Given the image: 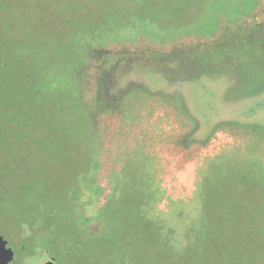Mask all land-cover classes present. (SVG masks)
I'll return each mask as SVG.
<instances>
[{"label": "rangeland", "instance_id": "obj_1", "mask_svg": "<svg viewBox=\"0 0 264 264\" xmlns=\"http://www.w3.org/2000/svg\"><path fill=\"white\" fill-rule=\"evenodd\" d=\"M174 5L157 23L143 9L126 27L79 32L68 51L51 41L46 20L0 18L2 62L18 56L30 70L32 51L22 44L33 29L54 56L47 87L58 90L38 99L45 109L31 114L36 129L9 125L11 107L0 103V130L13 145L0 150V235L15 251L10 264H264V0ZM19 131L28 137L15 142ZM32 137H44L45 151ZM45 177L51 195L65 188L60 232L80 226L94 240L81 256L68 255L63 236L58 246V225L45 219ZM217 178L222 205L208 211L218 217L226 202L233 211L211 224L218 230L207 243L205 195ZM9 195L21 208L11 215ZM63 198L74 210L62 208Z\"/></svg>", "mask_w": 264, "mask_h": 264}, {"label": "trees", "instance_id": "obj_2", "mask_svg": "<svg viewBox=\"0 0 264 264\" xmlns=\"http://www.w3.org/2000/svg\"><path fill=\"white\" fill-rule=\"evenodd\" d=\"M92 1L93 7L88 6L82 0H0V18L4 15L10 16L12 19L18 17L19 19H22L23 23V17L25 15L33 14V17L36 19L34 21L35 23L46 20L44 22H46L54 30H52V32L53 35L56 36L55 39H51V41L64 48V51H68L72 45V37L78 35L79 32L84 35H95L98 32H110V29L113 26L126 27L130 22L129 19L136 15L140 17L143 9H147V14L144 13L142 16L148 15L152 21L157 23L158 18H160L158 16H164L170 11L174 12L176 9H179L174 5L176 0H118L115 2H110L109 0ZM28 4H31L33 7L28 8ZM51 4L55 6L56 13L52 11ZM177 19L178 17H176V23L177 26H179L181 23ZM172 24L176 25L173 21H170V25ZM32 30L33 29L30 30L31 33L28 35V40L22 44V48H24L26 52H29V50L32 51V54L27 57L28 61L32 64L30 70H25L23 66L28 64V62L18 60V56L11 63L7 61L2 62V59H0V103L6 105L8 108L11 107L9 110V120L11 121L9 125H12V127L19 125L20 129L24 126L30 129L32 127L35 129L38 128V125H33L34 123L32 121L31 114L34 112H42L45 109L44 104L39 101L43 98V96L58 92L55 87H47L48 77L53 76L56 71V65L53 64L54 56H50L47 52L43 53L44 46L38 45L39 43H37V41H39V38H37V40L34 39L33 35H35V30H33L34 32ZM63 38L66 40L64 45L62 44ZM18 61H20V64ZM260 104L264 106V101ZM60 106H62V104ZM5 132L6 131L3 129L0 130V150L5 147L7 148L6 150L10 152V148H13V145L7 141L8 138L5 136ZM16 134H18V138L15 139V142H19L21 139L28 137L27 134H24L22 131H19ZM42 139H44V137L38 140L33 138L36 150L43 149L45 151V148L40 145L43 141ZM25 154L26 152H24L23 157H25ZM12 171L16 172L17 169L12 168ZM38 172L39 171L35 168V174H38ZM50 181L51 179L48 177L41 179L43 187L39 197L40 202L42 203H44V200L48 201L45 203H49L50 207L48 208L49 210L46 214L47 216L45 215V219L47 223H56V225H58V231V227L61 229L65 227L63 214L65 217V214L67 213L63 212L65 209L62 210L59 207L56 208V205H58L57 201L60 199L59 195L60 193L65 192V188L64 185H62V189H59L55 195H51ZM214 181H218V178ZM210 182L211 181L207 183L209 188H207L208 191L205 195L204 203V217H206L209 222L207 223V226H204L206 233L203 236L207 243H210V241L214 239V233L218 230V228L210 229L209 227L211 224L215 223L218 226V224L221 223L220 218L224 216L223 214L231 216L233 211L229 202H226L227 206L223 211L222 209H218V217H214L215 214L208 211V209L210 210L209 207L212 205H222L221 195L216 191L217 188H219V181L215 183L214 186L211 185ZM68 187L67 189L73 188L75 191L77 188L76 185H73L72 187L68 185ZM75 191H73V193H75ZM73 193L71 195L72 197L78 195ZM12 197V195H9V200H4V203H7L10 207V215L12 213H17L15 212L16 209H21L16 205L18 202H16L15 198ZM62 201L66 202L62 208L67 206L70 211L71 207L68 206L69 199L63 198ZM32 208L36 209L35 206ZM57 218L60 220V223ZM26 219L27 221H32V219L34 220L33 214L29 213ZM147 224L151 228V222L147 221ZM56 235L58 237V234ZM63 236L65 237V235ZM83 240V245H79L80 247L82 246L81 251L83 250V246L88 243L86 239L84 241ZM100 248L103 256L108 255L109 252L106 246ZM26 249L27 246L24 245L23 250L25 252ZM17 258H19V255Z\"/></svg>", "mask_w": 264, "mask_h": 264}, {"label": "flooded vegetation", "instance_id": "obj_3", "mask_svg": "<svg viewBox=\"0 0 264 264\" xmlns=\"http://www.w3.org/2000/svg\"><path fill=\"white\" fill-rule=\"evenodd\" d=\"M78 196V195H77ZM77 196H75V197H70V198H72V199H76L77 198ZM50 201V200H49ZM74 201V200H73ZM45 202H48L47 200H44V203ZM72 205H71V210H74V208L75 207H73V204L74 203H71ZM44 206L45 207H47V208H49L50 207V205H49V203H45L44 204ZM60 206V205H59ZM58 205H56V207H59ZM70 210V211H71ZM63 212H65V213H68L66 210L65 211H63ZM62 214V213H61ZM66 215V214H65ZM47 216V215H46ZM45 216V217H46ZM63 217H64V214H63ZM57 220H58V222L60 223V220L57 218ZM41 226L43 227V228H46V222H45V224H42L41 223ZM64 228L65 227H63L62 229L61 228H59V233H58V237L56 238V242L58 243V246L60 245H63V243L60 241V238H62V236H63V234L60 232V230H62V231H64ZM80 229V230H79ZM79 229H77L76 231H74V230H68V234H69V237H67V236H63L64 237V239H65V243H71V247H72V249H71V251H69L68 252V255H70L72 258H74V256H81L82 255V253H81V247L79 246L80 244L81 245H83L82 244V240L84 239H86L87 241H88V243L89 242H92L93 244H94V240L87 234V233H85L82 229H81V227L79 226ZM71 231V232H70ZM57 234V233H56ZM60 237V238H59ZM82 238V239H81ZM6 239V238H5ZM83 240V241H84ZM62 241L64 242V240L62 239ZM10 246V245H9ZM84 247H85V245L83 246V248L82 249H84ZM83 251V250H82ZM30 255H31V252H30ZM15 258H16V255H15ZM14 258V259H15ZM53 258V257H52ZM54 259V258H53ZM54 262L56 261L55 259L53 260ZM56 264H57V262H55Z\"/></svg>", "mask_w": 264, "mask_h": 264}, {"label": "water", "instance_id": "obj_4", "mask_svg": "<svg viewBox=\"0 0 264 264\" xmlns=\"http://www.w3.org/2000/svg\"><path fill=\"white\" fill-rule=\"evenodd\" d=\"M15 258L13 247L9 246L8 240L0 235V264H10ZM46 264H56L53 260Z\"/></svg>", "mask_w": 264, "mask_h": 264}]
</instances>
